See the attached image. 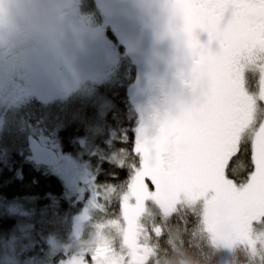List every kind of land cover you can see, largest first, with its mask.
<instances>
[{"label": "snow or ice", "instance_id": "snow-or-ice-1", "mask_svg": "<svg viewBox=\"0 0 264 264\" xmlns=\"http://www.w3.org/2000/svg\"><path fill=\"white\" fill-rule=\"evenodd\" d=\"M166 3L168 34L188 62L182 77L193 100L140 128L139 166L128 165L127 181L104 193L105 201L117 195L120 215L96 224L69 264H88L86 255L92 264H169L187 255L212 264L221 249L242 254L246 264H264V0ZM247 73L255 79L251 86ZM249 152L252 170L236 183L226 174L229 161ZM99 195L97 188L95 201ZM95 201L92 207L106 211ZM174 215L185 225L189 215L195 218L191 235L200 243L189 242L193 254L179 230L168 227Z\"/></svg>", "mask_w": 264, "mask_h": 264}, {"label": "trees", "instance_id": "trees-1", "mask_svg": "<svg viewBox=\"0 0 264 264\" xmlns=\"http://www.w3.org/2000/svg\"><path fill=\"white\" fill-rule=\"evenodd\" d=\"M107 3L110 0L97 1L107 22L121 18L115 24L121 30L131 55L142 58L172 51L171 65L177 66L178 73L188 69V62L168 34L166 20L157 5H146L141 18L146 19L147 24L140 28L126 18V9L112 11L109 6H104ZM75 23H78V18ZM201 40H206V37L202 36ZM71 43L68 42L64 49ZM68 62L69 56H51L41 69L19 79L17 89L0 104V115L6 117L0 128V201L5 205L22 206V210L2 208L0 238L19 225H31L35 232V244L30 254L36 258L46 254L48 234L55 230L58 233L73 231L74 218L84 214L83 203L66 198L61 179L48 174L44 165L32 159L30 150L39 144V140L42 145L50 143L63 154L80 158L87 164L93 173L94 185L102 193L97 200L106 208L102 213L103 222L120 213V200L116 194L105 201L106 189L113 186L119 188L127 181L128 165L139 166V156L134 149L140 115L128 94L134 70L127 81L91 83V92L87 94L75 87L74 79L79 67L76 69L68 65L57 83L53 81L58 76L45 71L47 65L64 67ZM15 105L17 109L11 112ZM37 156L41 159V154ZM123 160L126 161L125 167H118ZM251 170L249 152L234 156L229 161L226 174L240 183ZM188 220L185 225L179 216L174 215L170 217L168 227L173 231L179 230L184 247L193 254L196 250L188 247L189 242L196 244L200 241L191 235L196 226L195 218L189 215ZM82 222L86 223V219L83 218ZM167 230L166 227L165 232ZM160 242L162 247H168L165 237H161ZM64 258V254H59L53 264ZM211 260L212 264H219L216 253ZM235 261L246 264L242 254H233L232 262Z\"/></svg>", "mask_w": 264, "mask_h": 264}, {"label": "rangeland", "instance_id": "rangeland-1", "mask_svg": "<svg viewBox=\"0 0 264 264\" xmlns=\"http://www.w3.org/2000/svg\"><path fill=\"white\" fill-rule=\"evenodd\" d=\"M119 20L120 17L107 22L95 0H82L78 23H74V29L69 33L65 45L70 41L72 43L61 54L62 57L69 56L68 64L64 67L47 65L45 71L47 74L54 72L58 78L53 83H57L68 65L75 66L76 69L79 67L74 79L75 87L88 94L91 92V83L127 81L134 70L128 94L140 115V122L136 127L137 139L141 127H151L157 118L175 107L178 79L176 75L179 74L183 82L184 78L182 73H178L177 66L171 65V59L174 57L172 51L142 58L131 55L125 39L122 38L121 30L115 24ZM50 58L51 56L39 63H0V104L17 89L19 79L41 69ZM13 107L11 112L17 109V105ZM5 119V116L0 115V128L4 125ZM38 143L30 150L32 159L35 163L44 165L48 174L61 179L66 198L75 203H83L84 214L76 215L74 218L72 222L74 232L68 230L66 233H58L55 230L48 234L46 240L49 247L46 254L40 258L30 254L35 244L33 227L28 224L17 226L10 234L0 238V264H53L59 254H64L65 258L60 259L58 264H69V261L79 254L81 246L92 238L90 234L96 230L95 225L107 222H103V212L92 207L97 188L93 183V173L87 164L80 158L63 154L50 143L42 145L40 140ZM44 148L54 150L56 163H48L38 158L37 155L41 154ZM146 183L150 190H154L151 181ZM100 194L102 196L101 191ZM95 203L101 204L97 198ZM3 207L22 210L19 204L5 205L0 201V211ZM119 215L120 213L114 218ZM83 218L86 219V223L82 222ZM83 235L90 236L81 237ZM116 246L118 247V242ZM225 250L215 252L218 259L225 254ZM85 260L92 264L90 255H86ZM232 260L233 254L229 258V264H234Z\"/></svg>", "mask_w": 264, "mask_h": 264}, {"label": "clouds", "instance_id": "clouds-1", "mask_svg": "<svg viewBox=\"0 0 264 264\" xmlns=\"http://www.w3.org/2000/svg\"><path fill=\"white\" fill-rule=\"evenodd\" d=\"M152 3L158 6L169 31L166 0H152ZM81 4L82 0H0V63H39L50 56H60L80 15ZM174 41L178 47V41ZM145 221L151 223V216ZM169 264L203 262L187 255Z\"/></svg>", "mask_w": 264, "mask_h": 264}, {"label": "flooded vegetation", "instance_id": "flooded-vegetation-1", "mask_svg": "<svg viewBox=\"0 0 264 264\" xmlns=\"http://www.w3.org/2000/svg\"><path fill=\"white\" fill-rule=\"evenodd\" d=\"M96 4L98 0H95ZM109 1V0H108ZM99 7L101 4H97ZM146 5H155L152 3V0H110V3L105 4L104 6H109L112 11H120L121 9H126L127 15L126 18L139 26L140 28L146 25L147 21L142 17V12ZM156 6V5H155ZM178 54V52H177ZM179 55V54H178ZM187 71V70H186ZM185 71V72H186ZM249 78L250 86L255 83V79L251 73L246 74ZM258 75V74H257ZM177 96L176 102L190 103L193 100V93L189 87L186 86L185 82L181 81V78L178 77L177 81ZM49 163V162H48ZM233 253L225 250V254L219 258V264L224 260L225 264H229V258Z\"/></svg>", "mask_w": 264, "mask_h": 264}, {"label": "water", "instance_id": "water-1", "mask_svg": "<svg viewBox=\"0 0 264 264\" xmlns=\"http://www.w3.org/2000/svg\"><path fill=\"white\" fill-rule=\"evenodd\" d=\"M41 158L49 163H56L57 157L54 150L50 148H44L41 151ZM220 264H225L224 260Z\"/></svg>", "mask_w": 264, "mask_h": 264}]
</instances>
